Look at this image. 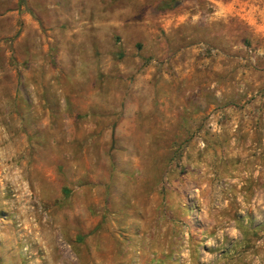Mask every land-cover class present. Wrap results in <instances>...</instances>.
Returning <instances> with one entry per match:
<instances>
[{
	"label": "rangeland",
	"instance_id": "1",
	"mask_svg": "<svg viewBox=\"0 0 264 264\" xmlns=\"http://www.w3.org/2000/svg\"><path fill=\"white\" fill-rule=\"evenodd\" d=\"M0 264H264V0H0Z\"/></svg>",
	"mask_w": 264,
	"mask_h": 264
}]
</instances>
